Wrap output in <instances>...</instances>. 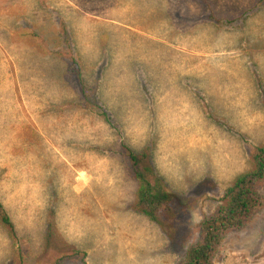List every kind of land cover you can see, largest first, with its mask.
I'll return each mask as SVG.
<instances>
[{"label":"rangeland","instance_id":"obj_1","mask_svg":"<svg viewBox=\"0 0 264 264\" xmlns=\"http://www.w3.org/2000/svg\"><path fill=\"white\" fill-rule=\"evenodd\" d=\"M204 1L0 0V264L185 262L264 146V0ZM122 145L175 195L158 223ZM257 191L212 264H264Z\"/></svg>","mask_w":264,"mask_h":264},{"label":"trees","instance_id":"obj_2","mask_svg":"<svg viewBox=\"0 0 264 264\" xmlns=\"http://www.w3.org/2000/svg\"><path fill=\"white\" fill-rule=\"evenodd\" d=\"M207 6V2L199 0ZM71 70L78 83L81 76L76 63ZM121 157L127 164L129 176L138 184L136 192V211L152 223H158V214L167 215L173 211L175 195L168 190L157 175L145 152L135 154L122 145ZM264 182V146L257 148L252 156V167L236 177L225 191L221 205L215 215L201 224V241L191 248L183 264H212L224 235L243 228L260 208L258 187ZM0 226L14 239L13 223L0 203Z\"/></svg>","mask_w":264,"mask_h":264}]
</instances>
